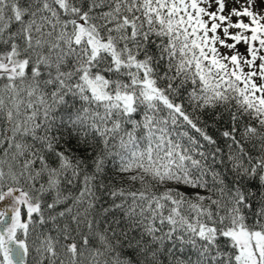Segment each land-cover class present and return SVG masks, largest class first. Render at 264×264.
<instances>
[{
    "label": "snow or ice",
    "instance_id": "obj_1",
    "mask_svg": "<svg viewBox=\"0 0 264 264\" xmlns=\"http://www.w3.org/2000/svg\"><path fill=\"white\" fill-rule=\"evenodd\" d=\"M0 264H264V0H0Z\"/></svg>",
    "mask_w": 264,
    "mask_h": 264
},
{
    "label": "trees",
    "instance_id": "obj_2",
    "mask_svg": "<svg viewBox=\"0 0 264 264\" xmlns=\"http://www.w3.org/2000/svg\"><path fill=\"white\" fill-rule=\"evenodd\" d=\"M205 119H207V116H205Z\"/></svg>",
    "mask_w": 264,
    "mask_h": 264
}]
</instances>
